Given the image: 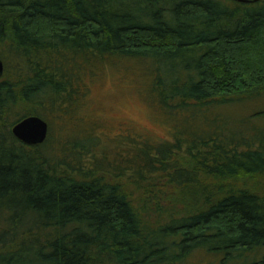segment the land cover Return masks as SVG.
Masks as SVG:
<instances>
[{
	"label": "trees",
	"instance_id": "trees-1",
	"mask_svg": "<svg viewBox=\"0 0 264 264\" xmlns=\"http://www.w3.org/2000/svg\"><path fill=\"white\" fill-rule=\"evenodd\" d=\"M231 1L0 0V264H264V135L129 138L114 162L90 131L12 132L70 113L84 72L115 58L195 119L264 96V0Z\"/></svg>",
	"mask_w": 264,
	"mask_h": 264
},
{
	"label": "rangeland",
	"instance_id": "rangeland-1",
	"mask_svg": "<svg viewBox=\"0 0 264 264\" xmlns=\"http://www.w3.org/2000/svg\"><path fill=\"white\" fill-rule=\"evenodd\" d=\"M224 2L234 5L231 0ZM83 77L88 91L73 110L63 114L64 117L50 110L47 114L53 139L70 132L72 136L83 137L84 130L90 131L99 136L95 153L111 159L114 156V162H117L118 152L124 149L122 142L129 138L157 142L171 139L180 130L193 135L219 131L227 124H232L231 128L236 124L243 133L264 135V96L261 95L240 97L232 103L210 108L207 122L204 118H193L195 110L180 114L158 102L152 94L146 64L142 69L132 60L115 58L112 63L91 65ZM162 202L167 203V200L162 199Z\"/></svg>",
	"mask_w": 264,
	"mask_h": 264
},
{
	"label": "water",
	"instance_id": "water-1",
	"mask_svg": "<svg viewBox=\"0 0 264 264\" xmlns=\"http://www.w3.org/2000/svg\"><path fill=\"white\" fill-rule=\"evenodd\" d=\"M244 3L257 2L259 0H236ZM5 65L0 58V76L3 75ZM49 122L39 115L25 116L12 126V132L16 138L27 144H39L44 142L49 134Z\"/></svg>",
	"mask_w": 264,
	"mask_h": 264
}]
</instances>
